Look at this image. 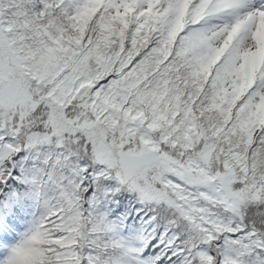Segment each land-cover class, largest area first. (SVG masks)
Wrapping results in <instances>:
<instances>
[{"label":"snow or ice","instance_id":"obj_1","mask_svg":"<svg viewBox=\"0 0 264 264\" xmlns=\"http://www.w3.org/2000/svg\"><path fill=\"white\" fill-rule=\"evenodd\" d=\"M0 264H264V0H0Z\"/></svg>","mask_w":264,"mask_h":264}]
</instances>
